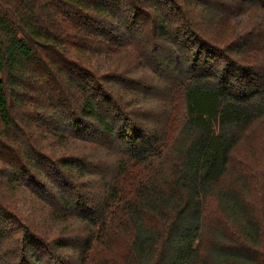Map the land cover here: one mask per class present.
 Masks as SVG:
<instances>
[{
  "label": "trees",
  "instance_id": "1",
  "mask_svg": "<svg viewBox=\"0 0 264 264\" xmlns=\"http://www.w3.org/2000/svg\"><path fill=\"white\" fill-rule=\"evenodd\" d=\"M141 1L0 0V264H264V164L234 155L264 120V20L215 35L264 0ZM166 44L191 55L168 147L120 124L133 77L105 57Z\"/></svg>",
  "mask_w": 264,
  "mask_h": 264
},
{
  "label": "rangeland",
  "instance_id": "2",
  "mask_svg": "<svg viewBox=\"0 0 264 264\" xmlns=\"http://www.w3.org/2000/svg\"><path fill=\"white\" fill-rule=\"evenodd\" d=\"M141 2L144 4L145 0ZM246 9V12L240 17L233 16L225 19L223 21L224 23L222 22L217 32H215V35L221 38L222 35L219 32L223 33V28L228 29L237 25L249 31L251 27H254L264 20V7H259L255 4ZM203 12L205 11L203 10ZM199 13L200 10L197 15ZM158 45H162V43L159 42ZM166 47L172 50H167ZM197 47V45H194L192 50H196ZM182 51L185 53V56ZM190 56V53H186L185 47L181 49L175 47V45L169 46L167 44L162 48L161 46L157 47V52L154 56H151L152 62L150 60V63L146 61L145 55L140 53V50L136 46L122 48L112 59L109 53L106 54L105 57L108 60L107 65H110L112 70H115L121 75L133 77L131 82L125 85H119L117 88L120 94H128L131 102V105L128 107L122 101L123 105L128 107L130 115H122L120 124L127 125L128 121H132V127H141L144 132L152 134L153 130H156L163 135L161 145H166V147L172 146L178 137L182 116L184 115L181 96L179 94L180 90H177L175 79H184L183 73H181L180 70L185 71L187 59ZM179 59L180 61H178ZM144 63L145 65L142 66ZM116 66L118 68H116ZM44 130L47 132L49 138L50 130L46 126ZM243 134L242 140L234 151L235 158L243 156V158H247L250 163H258V165L264 164V120L256 121L248 127ZM45 138L48 139L47 137ZM64 140L69 141L70 139L64 138ZM50 147H52V144ZM114 147L115 145L113 148ZM63 151L67 152L69 150ZM113 161L114 154L112 151L110 156L106 159V165L109 167L110 173L114 168ZM141 168L142 167L139 165L133 167L132 171L129 170L132 183L144 178V175H147V171ZM73 181L74 189L69 187L67 190L68 194L72 197H77L81 194L87 195V192L93 193L95 190V187H92L87 180L73 177ZM75 192L77 193L74 194ZM249 193L251 194V192ZM6 199L13 203L15 201L10 193H6ZM92 202L95 205L97 204L95 200H92ZM38 225L41 227L40 224ZM73 226L75 230L81 228V226L77 225L75 222H73ZM21 237L22 232L19 229H12L5 241V246L7 248L15 246L21 241ZM74 244H76V246L78 245V243ZM73 248L74 247H70L68 251H63V254L66 253L65 255H69L71 251L75 252ZM6 251H8V249ZM46 260L47 259H45L44 262H46Z\"/></svg>",
  "mask_w": 264,
  "mask_h": 264
}]
</instances>
